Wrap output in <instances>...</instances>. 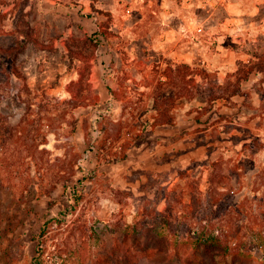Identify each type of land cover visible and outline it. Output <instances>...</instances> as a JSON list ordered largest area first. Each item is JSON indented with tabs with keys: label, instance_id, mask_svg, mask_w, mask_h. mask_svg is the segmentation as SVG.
I'll list each match as a JSON object with an SVG mask.
<instances>
[{
	"label": "rangeland",
	"instance_id": "rangeland-1",
	"mask_svg": "<svg viewBox=\"0 0 264 264\" xmlns=\"http://www.w3.org/2000/svg\"><path fill=\"white\" fill-rule=\"evenodd\" d=\"M258 227L264 0H0V264H264Z\"/></svg>",
	"mask_w": 264,
	"mask_h": 264
},
{
	"label": "trees",
	"instance_id": "trees-1",
	"mask_svg": "<svg viewBox=\"0 0 264 264\" xmlns=\"http://www.w3.org/2000/svg\"><path fill=\"white\" fill-rule=\"evenodd\" d=\"M183 66H187L188 69L190 68L191 80H192V82H193V80L196 81L195 74L197 73V69L190 67L188 65H183ZM231 84L229 83L225 86L223 84H218L217 88H214L213 85L212 86L209 85L208 87L206 86L205 88L202 89V87L200 86L201 84H199L198 82H195L194 84H192V88L190 90V98L197 96V92H201L203 101L206 100L208 102H211V101L214 102L216 99L221 97L222 94H224L223 92H225V91H228L230 93V95L238 93L239 82H236L233 85H231ZM208 90H210V92H208ZM171 93H173V92H171ZM165 95H166L165 93L160 94V99L163 100L162 101L163 104H161V106L157 105L156 110L158 112L159 118H157V120L156 119L154 120L153 125L161 124V123H171L173 121V115L168 114V110L171 107V105L169 106L168 104H165V99H166ZM172 100H173V98H172ZM256 208L258 209L259 206H257ZM262 212H263V210H262ZM236 230H238V229H236ZM254 230H256L255 233H256V235H258V238H260V241H261L257 244V247L261 251H263V254H264V229L263 228L261 229L260 227H258L257 229H254ZM43 231H44V229H43ZM230 232H232V231L228 230L226 233L221 234V232L218 231V228H214L211 221L207 220L206 224L204 225V229L201 232H199L197 240H198V242L203 243V244H209V243L216 244V243L221 242L220 238L222 236H224V238L227 239L228 241H230V239L236 238L239 241V244H241L239 247L237 246L236 248L243 250L244 239H241L240 236H239V239H238V237H236V235L238 234L237 231H234V234H232V235L230 234ZM226 248H227V246H226ZM240 254H245V253L240 251ZM245 255H247V254H245ZM157 257H159V256H157ZM167 257H168V255H165L162 260H168ZM143 260H144L143 261L144 264H153V262H151V260L149 259L148 254H144ZM126 264H128V263H126ZM131 264H135V263H131Z\"/></svg>",
	"mask_w": 264,
	"mask_h": 264
},
{
	"label": "crops",
	"instance_id": "crops-1",
	"mask_svg": "<svg viewBox=\"0 0 264 264\" xmlns=\"http://www.w3.org/2000/svg\"><path fill=\"white\" fill-rule=\"evenodd\" d=\"M176 119H174V122H175Z\"/></svg>",
	"mask_w": 264,
	"mask_h": 264
}]
</instances>
